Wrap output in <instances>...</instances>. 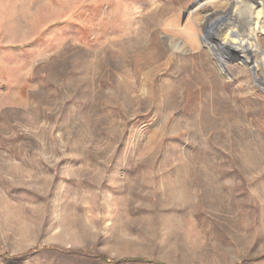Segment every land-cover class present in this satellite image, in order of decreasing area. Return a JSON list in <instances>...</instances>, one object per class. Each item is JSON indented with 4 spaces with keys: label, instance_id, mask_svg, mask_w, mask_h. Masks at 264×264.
I'll use <instances>...</instances> for the list:
<instances>
[{
    "label": "rangeland",
    "instance_id": "1",
    "mask_svg": "<svg viewBox=\"0 0 264 264\" xmlns=\"http://www.w3.org/2000/svg\"><path fill=\"white\" fill-rule=\"evenodd\" d=\"M233 1L0 0V264H264V67L205 38Z\"/></svg>",
    "mask_w": 264,
    "mask_h": 264
},
{
    "label": "bare ground",
    "instance_id": "2",
    "mask_svg": "<svg viewBox=\"0 0 264 264\" xmlns=\"http://www.w3.org/2000/svg\"><path fill=\"white\" fill-rule=\"evenodd\" d=\"M245 1L247 0L233 1V3L230 5L231 8L223 18V24L218 25L216 21H211L206 27L205 38L210 39L213 37V39L217 40V46L219 50H221L220 52H224L232 58H243L246 62L251 63V69L253 73L256 74L258 63H260L261 66L264 67V52L261 51V49L257 47V45H254V43L252 42L253 36L247 29V27H245L231 13L235 8H242ZM248 1L256 4L261 9V11H263L264 0ZM260 34L264 36V31L262 29H260ZM257 55L259 57V61L257 60ZM220 65L222 66L223 63L220 62ZM255 78V81L257 82V75H255Z\"/></svg>",
    "mask_w": 264,
    "mask_h": 264
}]
</instances>
